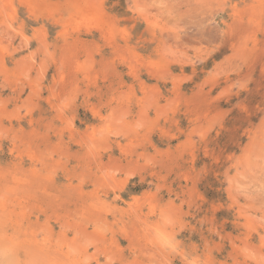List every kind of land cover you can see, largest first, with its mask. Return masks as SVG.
<instances>
[{"label":"rangeland","instance_id":"1","mask_svg":"<svg viewBox=\"0 0 264 264\" xmlns=\"http://www.w3.org/2000/svg\"><path fill=\"white\" fill-rule=\"evenodd\" d=\"M0 264H264V0H0Z\"/></svg>","mask_w":264,"mask_h":264}]
</instances>
